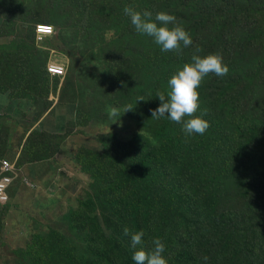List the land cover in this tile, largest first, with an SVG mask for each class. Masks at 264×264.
<instances>
[{
    "label": "rangeland",
    "instance_id": "obj_1",
    "mask_svg": "<svg viewBox=\"0 0 264 264\" xmlns=\"http://www.w3.org/2000/svg\"><path fill=\"white\" fill-rule=\"evenodd\" d=\"M126 6L174 15L193 44L162 51ZM196 48L229 72L203 79L210 126L185 136L152 110ZM263 139L264 0H0V160L19 170L0 264H135L125 227L168 264H264Z\"/></svg>",
    "mask_w": 264,
    "mask_h": 264
},
{
    "label": "clouds",
    "instance_id": "obj_2",
    "mask_svg": "<svg viewBox=\"0 0 264 264\" xmlns=\"http://www.w3.org/2000/svg\"><path fill=\"white\" fill-rule=\"evenodd\" d=\"M124 13L130 17L131 23L138 33L152 37L164 52L171 51L179 54L182 53L184 48H188L193 44L190 34L174 15L160 11L153 17V14L149 11L140 12L129 6L124 8ZM112 34L111 32L106 33V38ZM200 51L201 49L196 48L191 56V61L185 63L171 76L168 80L167 94L162 90L156 93L160 106L152 110L153 118L167 116L171 121L182 124L185 136L203 135L210 126L202 118L207 115L206 109L201 115H196L200 108L198 89L203 79L210 74L223 77L229 72V68L224 64L221 55L208 54L201 56L198 54ZM118 114L119 110L117 108L110 109V116L115 117ZM185 117H189V119H184ZM123 231L124 235L130 236L131 246L134 249L141 246L132 256L135 264H168L163 255L165 245L159 238L152 240V246L145 249L143 247V237L145 235L143 231L130 233L127 227ZM203 259L206 261L208 258L204 257Z\"/></svg>",
    "mask_w": 264,
    "mask_h": 264
},
{
    "label": "built area",
    "instance_id": "obj_3",
    "mask_svg": "<svg viewBox=\"0 0 264 264\" xmlns=\"http://www.w3.org/2000/svg\"><path fill=\"white\" fill-rule=\"evenodd\" d=\"M46 29H50V31ZM52 35V27L37 26V40H43ZM48 70L51 75L57 77L64 73V69L58 66H48ZM18 172V168L9 160H0V206L6 205L11 201L9 191L12 188L11 186L13 185Z\"/></svg>",
    "mask_w": 264,
    "mask_h": 264
},
{
    "label": "trees",
    "instance_id": "obj_4",
    "mask_svg": "<svg viewBox=\"0 0 264 264\" xmlns=\"http://www.w3.org/2000/svg\"><path fill=\"white\" fill-rule=\"evenodd\" d=\"M262 147H264V139H263ZM112 172H115L116 174H115L114 176H112L114 179H111V178H110V180H109L108 183H113L114 181H117V178H118V177H120V176L118 175V172H117L116 170H112ZM122 176L125 178L126 184H127V183L129 184V182H128V178H127L125 175H122ZM88 233H89V232L86 231V232H85V236H87ZM98 239H99V237H96L95 241L93 242V244H95L94 246H98V245H99V243L96 242V241H98ZM86 246H87V245H86ZM87 249H88V251H89V255H88V256H89V257L92 256L93 260L95 261V258L97 257V254H96V253H93V250H92L91 247L87 246ZM98 263H99L98 261H95V264H98Z\"/></svg>",
    "mask_w": 264,
    "mask_h": 264
},
{
    "label": "snow or ice",
    "instance_id": "obj_5",
    "mask_svg": "<svg viewBox=\"0 0 264 264\" xmlns=\"http://www.w3.org/2000/svg\"><path fill=\"white\" fill-rule=\"evenodd\" d=\"M46 30H49L50 31V29H46Z\"/></svg>",
    "mask_w": 264,
    "mask_h": 264
}]
</instances>
